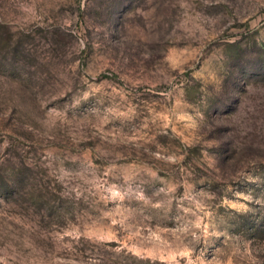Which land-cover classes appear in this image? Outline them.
Segmentation results:
<instances>
[{"label":"rangeland","instance_id":"obj_1","mask_svg":"<svg viewBox=\"0 0 264 264\" xmlns=\"http://www.w3.org/2000/svg\"><path fill=\"white\" fill-rule=\"evenodd\" d=\"M0 264H264V0H0Z\"/></svg>","mask_w":264,"mask_h":264}]
</instances>
